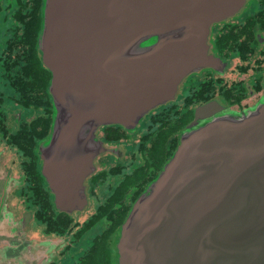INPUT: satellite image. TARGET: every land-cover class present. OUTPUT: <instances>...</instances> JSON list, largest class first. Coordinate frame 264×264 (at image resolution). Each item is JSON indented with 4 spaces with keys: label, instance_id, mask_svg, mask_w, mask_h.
Wrapping results in <instances>:
<instances>
[{
    "label": "water",
    "instance_id": "95a60500",
    "mask_svg": "<svg viewBox=\"0 0 264 264\" xmlns=\"http://www.w3.org/2000/svg\"><path fill=\"white\" fill-rule=\"evenodd\" d=\"M245 3L43 0L38 49L51 74L52 123L39 155L59 212L84 213L97 158L123 156L98 131L134 134L179 98L188 76L219 68L211 26ZM179 136L121 226L118 264H264V95L243 110L199 105ZM19 180L0 163V264H50L57 242L30 237L33 212L10 209Z\"/></svg>",
    "mask_w": 264,
    "mask_h": 264
},
{
    "label": "flooded vegetation",
    "instance_id": "af4514ba",
    "mask_svg": "<svg viewBox=\"0 0 264 264\" xmlns=\"http://www.w3.org/2000/svg\"><path fill=\"white\" fill-rule=\"evenodd\" d=\"M42 6L43 0H0V142L5 144L2 145L3 147L0 146V163L10 176L20 179L19 181L22 182V185L18 188H23L22 186L27 184L28 171L24 169L23 165H25L28 160L22 163V161H24V156L14 142L15 137L21 129H23L25 133H31L32 127L38 120H41L43 124L48 123L52 115L50 111L52 108V96L49 91V86L45 90L42 89V87L33 86L35 85V77L32 74V65L37 64L38 60L42 64L41 53L38 49V38L43 22ZM248 11H252V14L240 19L246 16ZM209 43L211 45V53H214L215 56L222 60L221 66L216 70L203 69L198 73L191 74L185 79L182 85L184 88L185 84L191 78L193 79L195 76H201L204 82L200 85L206 84V86H209L211 94L216 91V94L211 99L196 105V107L213 100H218L220 103H223V105L232 107L236 110H243L254 106L264 95V0H246L244 7L234 16L214 23L211 26ZM241 52L244 54L242 55ZM232 72H238L242 77L233 79L230 88H233L231 90H233L232 93L234 96L232 98H227L219 93L223 86L228 88L225 80L229 73V76L232 75ZM193 89L195 88L190 87L185 89L187 90L186 97L190 90H192L193 94ZM3 91L6 93L4 94ZM26 93L30 100L23 99ZM238 96L241 99L236 100ZM149 115H147L146 118H148ZM142 124L144 125L145 122L143 121ZM142 126L141 129H143ZM103 129L104 128H101L98 131L99 137L102 140ZM40 130H42L41 127ZM48 137L44 140L37 138L34 144H32V151L36 156V168L39 169L40 173L42 161L39 155V147ZM35 143H37V147L34 146ZM106 144L111 147H119L121 145L109 144L107 142ZM11 149L16 150L23 158V160L19 159L22 169L19 174L16 175H13L10 169L7 168L8 165H13L15 167L19 165L16 162H12L9 158ZM103 156H107V158ZM115 156L113 154H103L97 158L96 163L98 171L86 181L91 206L94 205V200L97 201L98 199H94L95 192L99 193V190L103 187V184H101L102 179H100L98 183L96 178L103 173V165L107 163L104 159L115 158V160L118 161L119 158ZM115 160L110 159L108 161L112 162ZM119 162L123 163L122 160H119ZM46 187L48 188V185ZM16 189L11 194V210H13L12 203L15 197L14 194L17 193ZM99 199V202L97 201V207L94 206L93 209H95V207L96 209L99 208L103 203L101 197ZM91 206L89 208H91ZM89 208L86 211H88ZM37 209V206H33L27 210L25 209L22 215L27 212H33L32 222L34 223L35 221L37 224H40V227L45 226L47 222L44 221L43 218H39L37 213H35L36 211H34ZM55 212L59 211L53 206L52 214L57 218ZM84 213L77 212L72 215L67 213L63 214L77 220L87 215V213ZM90 217L91 215L87 218ZM28 230L31 229L29 228ZM31 234L36 236H31ZM31 234L29 233L31 237L41 240L50 238L57 242V258L50 264H59L64 256L60 255V250L64 249V244L69 246V242L66 244L65 241L69 238L66 237L67 234L42 233L40 236L37 235V232ZM119 238L120 234L117 239L118 241ZM77 252L78 253H74V258H77L79 251Z\"/></svg>",
    "mask_w": 264,
    "mask_h": 264
},
{
    "label": "trees",
    "instance_id": "16d2710c",
    "mask_svg": "<svg viewBox=\"0 0 264 264\" xmlns=\"http://www.w3.org/2000/svg\"><path fill=\"white\" fill-rule=\"evenodd\" d=\"M32 69V74L35 77V85L33 86L47 89L51 78L49 71L42 66L39 60L37 64L32 65ZM228 88L223 86L219 94L232 98L234 95L231 89L233 88ZM195 89L196 91H193V94L184 97L182 103L180 101L172 102L168 106L159 108L160 112L158 114L155 115L156 111H154L148 116L147 120L149 119L150 125L147 126V132L141 130L143 136L141 140L139 138L141 141L140 151L135 149V143H127L130 154H134L138 158L140 152L139 159L142 162L137 167L128 166L121 162L112 167L110 169L112 176L110 175V177H114L115 184L112 181H109V183L106 181L107 171H103L102 174L97 176L98 183L102 179L101 184H103V187L99 190L98 197H101L103 203L91 214L90 218L85 219L86 222L84 226H81L80 234H85V232L102 224L103 231L95 237L90 248L80 251L77 258L73 257V264H117V239L132 204L142 194L146 186L157 177L164 164L177 149L180 142L179 134L193 121L196 105L208 101L216 94V91L211 94L210 88L206 84ZM23 99L30 100L27 93ZM239 99H241L239 96L236 97V100ZM50 111L52 113V108ZM51 123L52 115L50 121L46 124L38 120L32 127L31 133H25L21 129L14 142L26 158L22 163L28 160L23 165L24 169L28 171L27 184L24 183L21 193L28 198V201L32 204L31 207H38L34 211H36L35 213L39 218H43L47 222L45 225L47 234L64 235L69 231H74L78 227V223L73 217L66 216L63 213L55 212L57 218L53 216L52 195L46 187L44 177L36 168V156L32 151V144L37 138L44 140L49 136ZM40 127L42 130H40ZM129 139H131V135L121 126H111L103 129V140L109 144L119 145ZM131 140L137 141L138 138L132 136ZM34 146L37 147V143ZM131 163L133 164V161ZM106 187L109 188V191L106 190Z\"/></svg>",
    "mask_w": 264,
    "mask_h": 264
},
{
    "label": "rangeland",
    "instance_id": "374dc122",
    "mask_svg": "<svg viewBox=\"0 0 264 264\" xmlns=\"http://www.w3.org/2000/svg\"><path fill=\"white\" fill-rule=\"evenodd\" d=\"M252 11L251 12L248 11L246 16L241 17L240 19H243V18H245L247 16H250L252 14ZM235 56H237V55H235ZM229 74L227 75L228 77L225 80L226 81V85H228V87H231V82L233 81V79H237L239 77H242L240 74H238V72H235V73L232 72L231 76H229ZM189 81L185 84L184 88L182 87V91H181V93L179 95V98L175 102H179L180 101L182 103L184 97H186V94H187V90H185V89L190 88V87L199 88L200 84L204 82L203 79L201 78V76H195L193 79L191 78ZM193 91H196V89H193ZM3 93L5 94L6 92L3 91ZM191 94H192V90H190L188 92V95H191ZM170 104L171 103H169L168 105H170ZM221 104L223 105V103H221ZM168 105H166V106H168ZM159 112H160V110H156L155 115L158 114ZM146 120H147V118L144 120L145 124L144 125L142 124L143 126L140 125L139 131L135 132L134 134H130L131 135V139H132V136H134L136 134L135 136H136V138H138L137 141L129 139L128 141H123L121 143V145L119 146V148L123 151V156L121 158H119V160H122V162L127 164L128 166L129 165L130 166L133 165V166L137 167L142 162V160L140 162V159H139L140 152H139V157L138 158L136 157V155L130 154L129 150L127 149V146H128L127 143L128 144L135 143V149H137V151L141 150V141L140 140L142 139V136H143L141 131H140V130H142L141 126L143 127V132H147V126L150 125L149 119L147 121ZM139 138H140V140H139ZM0 144H1L0 145L1 147H3L2 145H5V144H2L1 142H0ZM131 152L137 153L135 151H131ZM103 157L107 158V156H103ZM9 158L11 159L12 162H16L19 165L17 167H15L13 165H11V166L8 165L7 168L10 169V171H11V173L13 175L19 174L20 170L22 169L20 167V160L21 159L23 160V158L14 149H11ZM24 159H26V158L24 157ZM110 159L115 160V158L114 159L113 158H108L107 160L104 159V161L107 162V163H105V165H103L102 169H103V171H107L108 172V176L106 178V181L108 183H109V181H112V183L115 184L114 177H110V175H111L110 169L112 167L116 166L119 163V160L118 161L115 160V161L111 162V161H108ZM104 161H103V163H104ZM132 161H133V164L131 163ZM16 190H17V195L14 194L15 197L13 196L14 198H13V203H12V205H13L12 206V208H13L12 211L16 214L17 218H19L22 215V213L24 212L25 209L27 210L28 208H32L31 207L32 204L28 201V198H26L21 193L23 191V188H17ZM106 190L109 191V188L106 187ZM95 198H98L97 201L100 200L99 199L100 197H98V192H95L94 199ZM97 201L94 200V205L91 206V208H89V210L85 212V213H87V215L85 217L78 218L76 220V222L78 223L77 224L78 227L75 228L74 231H69V232L66 233L67 234L66 237H69V238H67L65 241H66V244H68V242H69V246H66L64 244V249L60 250L61 251L60 255H64V256L62 257V259H61L59 264H63V263H65V264H73L72 262L74 261V259H73L74 253H78L77 251L80 252V251H83V250H85L87 248H90V246L93 244V241H94L95 237L97 235H99L103 231V224H102V225H98V226L92 228V230H89V231L85 232V234H80V228H81V226H84V223L86 222L87 217L95 212L96 207H97ZM15 206H16V209H15ZM94 206H96L95 209H93ZM31 210H33V209H31ZM82 216H84V215H82ZM30 229L31 230H28V232L30 234L37 232L38 236L42 235V233H47V227L46 226H41L40 227V224H37L35 221H34V223L33 222L31 223ZM31 236H36V235L31 234Z\"/></svg>",
    "mask_w": 264,
    "mask_h": 264
}]
</instances>
